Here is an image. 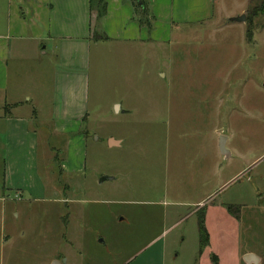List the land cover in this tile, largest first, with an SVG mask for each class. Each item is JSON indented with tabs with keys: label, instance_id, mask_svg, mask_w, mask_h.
<instances>
[{
	"label": "rangeland",
	"instance_id": "1",
	"mask_svg": "<svg viewBox=\"0 0 264 264\" xmlns=\"http://www.w3.org/2000/svg\"><path fill=\"white\" fill-rule=\"evenodd\" d=\"M257 2L193 0L199 20L179 24L160 51L139 49L121 61L110 52L100 63L92 55L90 118L79 130L84 170L71 178L81 184L75 197L85 201L76 207L83 214L81 264H121L147 236L161 233L168 243H180L174 253H181L180 261L199 258V213H207L211 198L216 205L244 204L246 228L236 240L264 264V19L247 18ZM206 8L212 13L204 19ZM241 15L245 22L231 21ZM115 99L121 113L112 108ZM38 105V173L50 186L46 146L56 153L67 142L49 137L46 111ZM221 136L228 157L221 155ZM109 138L122 140V147H109ZM60 181L68 183L66 177ZM2 186L0 169V238L10 235L6 250L17 249L21 264H34L36 252L34 257L55 256L51 264H65L62 220L69 210L50 202L59 196L48 191L38 199L23 192L9 202ZM215 228L211 223L210 231ZM215 249L211 258L218 264L228 248ZM224 259L229 263L231 255Z\"/></svg>",
	"mask_w": 264,
	"mask_h": 264
},
{
	"label": "crops",
	"instance_id": "2",
	"mask_svg": "<svg viewBox=\"0 0 264 264\" xmlns=\"http://www.w3.org/2000/svg\"><path fill=\"white\" fill-rule=\"evenodd\" d=\"M144 2L149 22L138 17V14L144 13L135 0H0L2 190L8 192L9 202L12 201V194L14 198H19L23 192L38 199L47 197L48 191L59 196L49 201L66 205L69 210L62 220L65 242L68 243L67 252H63L65 264H81L78 238L80 231L84 233V228L80 229L83 214L76 207L85 201L75 197V193L81 190V184L72 183L71 178L79 176L84 170V137L79 130L82 123L90 118L88 94L92 55L100 63L103 56L110 52L113 58L115 56L121 61L128 60L130 54L132 56L139 49L160 51L159 47L166 43L179 24L196 22L200 18H197L198 10L192 6L193 0ZM206 9L204 19L212 13ZM127 78L125 84H128ZM34 101L46 111L44 116L47 118L45 122H49V137L55 135L67 142L65 151L57 150L56 153L52 147L46 146L50 152L47 168L52 181L50 186L38 173L41 137L35 120L39 118L40 105H34ZM111 105L117 113H121V105L116 99ZM108 143L111 148H121L123 142L109 138ZM61 177H66L68 183L60 181ZM2 196L5 200L4 194ZM215 201L210 199L211 204L205 214L209 245L198 255L199 258L186 259L185 263L180 261L181 253L174 256L180 243H168L161 239V233L147 236L148 240L121 264H213L211 257L216 256L215 248L223 245L228 248L223 256L231 255V261L226 263L221 256L218 264H253L245 262L244 256L254 251L241 246L236 240L246 228H242V223L246 222L244 204L237 200L238 203L227 201L216 205ZM230 205L240 207L238 218L228 212ZM211 216H214L213 219ZM211 223L216 226L212 231ZM0 239L3 244L0 247V264H21L18 262L21 254H17V249L9 247L6 250L10 235H3ZM12 252L14 256L11 258ZM187 253L185 251L184 255ZM35 255L38 256L37 252ZM34 256V264H51L55 257L47 261L41 254L40 258Z\"/></svg>",
	"mask_w": 264,
	"mask_h": 264
},
{
	"label": "trees",
	"instance_id": "3",
	"mask_svg": "<svg viewBox=\"0 0 264 264\" xmlns=\"http://www.w3.org/2000/svg\"><path fill=\"white\" fill-rule=\"evenodd\" d=\"M142 2V12L144 13V15L148 14V9L146 7V4L144 2V0H141ZM253 2V0H251V3ZM258 17H262L264 19V0H258L257 4H255L253 7L250 8V10L248 11V20L250 21V23H252V21L255 18ZM98 38V36H97ZM228 212L234 216L235 218H238L240 215V207L239 206H228L227 207ZM199 223H198V228H199V233H200V248H199V253L202 254V252L205 250V248L208 247L209 245V235L208 232L206 230L205 227V211L203 210V213H199ZM214 258L211 259H215L213 261V264H216V258L215 256H213ZM216 261V262H215Z\"/></svg>",
	"mask_w": 264,
	"mask_h": 264
},
{
	"label": "water",
	"instance_id": "4",
	"mask_svg": "<svg viewBox=\"0 0 264 264\" xmlns=\"http://www.w3.org/2000/svg\"><path fill=\"white\" fill-rule=\"evenodd\" d=\"M135 1L137 2V4L139 6H142L141 0H135ZM245 20H246L245 15H241V16H238V17H235V18L231 19V21H234V22H245ZM225 141H226V138L221 136L220 137L221 155H223L224 157H228L230 155V152L225 147ZM244 260L247 263H253V264H258L259 263V258L256 255H254V254H246L244 256Z\"/></svg>",
	"mask_w": 264,
	"mask_h": 264
}]
</instances>
